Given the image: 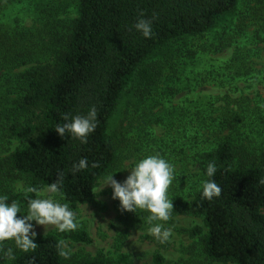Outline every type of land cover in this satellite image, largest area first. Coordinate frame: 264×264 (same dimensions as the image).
I'll return each instance as SVG.
<instances>
[{"label": "trees", "instance_id": "obj_1", "mask_svg": "<svg viewBox=\"0 0 264 264\" xmlns=\"http://www.w3.org/2000/svg\"><path fill=\"white\" fill-rule=\"evenodd\" d=\"M238 1L0 0V108L7 105L0 119L8 122L10 138L22 143L0 159V175L28 188H48L72 211L92 202L97 182L117 159V143L107 129L124 89L138 75L150 94L162 73L154 63L145 64L149 56L176 39L208 32ZM241 22L228 32L241 34ZM259 25L254 39L264 41V16ZM223 32L220 50L232 39ZM242 60L233 61L240 67ZM253 78L245 79V88L252 87ZM225 97L218 112L210 102L185 117L178 116L181 110L171 113L177 122L166 125L182 127L171 141L178 140V147L158 148L161 156L178 157L179 171L170 173L174 178L167 183L168 204L135 193L133 207L120 219L136 226L152 211L153 221L160 217L193 239L201 227L178 226L175 216H199L207 230L195 242L196 255L209 262L264 264V137L255 141L256 126L264 134V104L249 109V100ZM164 167L167 171L168 163ZM7 184L0 188L7 198L0 205L6 216L0 225V264H67L62 237L92 242L86 229L50 231L21 242L19 230L34 214L25 204L13 207L16 187ZM153 260L162 264L165 258L155 252ZM73 264H131V258L122 252L113 260L98 254Z\"/></svg>", "mask_w": 264, "mask_h": 264}, {"label": "rangeland", "instance_id": "obj_2", "mask_svg": "<svg viewBox=\"0 0 264 264\" xmlns=\"http://www.w3.org/2000/svg\"><path fill=\"white\" fill-rule=\"evenodd\" d=\"M262 9L264 3L262 7L259 0H239L236 9L208 32L176 39L149 56L145 64L154 63L162 73L161 78L150 88V94H145L149 85L138 75L122 92L107 129L110 138L117 143V159L109 172L97 182L92 202L79 204L72 211L50 189L28 188L22 180L12 183L8 174L2 173L0 188L8 185L7 182L16 187L12 189L13 207L25 204L34 214V221L22 225L19 230L20 241H31L50 231L86 229L92 238L91 243H75L66 237L61 238L67 264L98 254L113 260L118 252L130 255L131 264H156L153 260L155 252L165 258L162 264H231L209 262L196 255L195 242L207 230L199 216H175L178 226L201 227L202 232L193 239L187 233L166 226L159 216L153 221L150 217L152 211L142 216L136 226L120 218L133 207L135 201L132 196L135 193L140 195L139 199L147 200L153 195L156 200L168 204L170 194L167 183L174 178L170 173L177 175L179 171L174 162L178 157L172 152L169 158L168 152L165 157L161 156L158 148L162 143L166 146L171 144L172 137H178L177 131H182V127L166 125L176 124V116L171 115L174 110H181L178 116L185 117L212 102L215 112H218L228 101L225 96L249 100V109L257 103L264 104V87L260 89L264 82V41L254 39L263 21ZM241 19V34L228 32L229 29L234 30ZM223 31H227L232 39L228 46L220 50L218 39L223 36ZM240 56H243L244 66L238 67L239 62L233 60ZM250 77H255L252 87L245 88L244 81ZM5 108L7 105L0 110ZM7 123L4 118L0 119V159L22 145L19 139L10 138ZM261 128L255 127L258 131L255 134L257 144L264 137ZM178 142L174 141L171 147L176 149ZM164 163L169 165L167 171ZM148 185H152L150 189ZM4 195H0V205L7 199ZM28 197L32 198L29 204ZM155 213L158 214V210ZM5 219L6 216L0 215V225ZM118 241L121 246L119 251L115 248Z\"/></svg>", "mask_w": 264, "mask_h": 264}]
</instances>
